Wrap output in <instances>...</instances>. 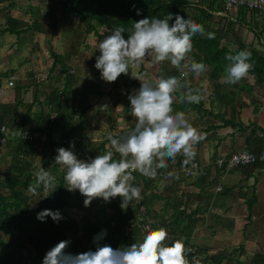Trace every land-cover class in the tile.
Returning a JSON list of instances; mask_svg holds the SVG:
<instances>
[{
  "label": "trees",
  "instance_id": "1",
  "mask_svg": "<svg viewBox=\"0 0 264 264\" xmlns=\"http://www.w3.org/2000/svg\"><path fill=\"white\" fill-rule=\"evenodd\" d=\"M24 1L19 3L18 0L11 1L0 8V12L6 17V26H0V32H10L17 35L28 29H36L40 32L43 30V20L47 19L51 25L50 35L55 38L60 33L61 38L65 39H62V43L67 44L68 50L72 49L71 46L80 44L87 37L96 38L95 43H97L100 39L111 34V31L115 27H131L134 21L142 19L145 16L149 18H164L167 14L171 13L174 20L175 15H182L181 9H183L185 3L180 0H170V2L169 0H38L39 2L36 1V4L29 2L23 4ZM19 5H24V7H20ZM56 7L60 10L56 9ZM13 9H16V16L14 18L10 14V10L12 11ZM236 9L238 12L237 21L233 22L228 19L222 32L218 30L212 31L207 22H210L213 16L207 10H199V16L193 17L194 22L203 25L206 33L211 32L215 35L213 39H208L207 36H194L192 38V52L189 53L184 62L186 63L192 59L203 61L207 66L203 74L209 80L216 82L224 76V68L229 63L225 59L226 54L235 55L241 50H247L251 52L252 68L248 76L243 80L246 81L249 77L252 78L253 83L260 86L258 90L259 94L264 97V53L259 52L244 37V29H249V23L243 19L248 17L250 13L264 14V12L248 10L245 7H237ZM60 15H68L67 24L69 26L71 24L76 27L77 25L84 26V33L77 34L75 31H67L64 26L66 24H62L60 27ZM172 22L170 21V23ZM59 28H61L60 32ZM127 34L126 32L125 36ZM49 55L52 58V63L49 67L50 73H60V71L68 69L69 64L65 62L63 54L50 48ZM161 64L162 71L158 77L161 75L177 76L179 74L178 70L170 65V62L165 61ZM193 77L194 75L190 74L189 81ZM70 78H72L71 75H65L64 82L66 89L69 86L70 80H73V78ZM247 84L248 82H244L247 91H252L248 89ZM16 88L17 86H15ZM215 92L216 88H214L213 94ZM224 95L223 98L227 97V94L224 93ZM247 98L249 99L248 94ZM63 99L64 101L59 102V110L57 109L55 112L58 117L61 114V108L64 107L66 110V106L68 105L66 97H63ZM245 105H247V102L243 100L239 108ZM184 107L185 102L182 101L179 105H173L175 111H181ZM45 118L47 120V117ZM221 118L224 127L229 126L236 128L244 134L246 133L244 145L250 151L259 152L264 149V137L259 138L260 134L264 136V127H261L256 122H250L247 125L242 122H235L232 120V117H225L223 114ZM4 123L11 128L17 127L13 126L14 124L9 121L0 122V125ZM50 126L47 121H43L38 122L36 128L52 131L53 129ZM213 127L217 128L221 126L214 125ZM18 141L17 151H26L28 148L30 153L32 151L37 152L36 143L20 139ZM49 147L55 151L59 148L58 146ZM75 147L77 153H88L93 158L96 155L104 154L102 152L104 142L95 148L91 147L86 152L82 151L81 141H77ZM45 154L44 152L43 160ZM228 154L224 155L227 156ZM20 156L22 155L20 154ZM114 158H118V154H115ZM195 160L197 159L195 158ZM175 162V164H172L171 160L167 161L168 168L165 170L171 173V175L168 174L166 178H147L139 172H134L135 180L133 184L141 188L142 198L138 201L133 200L124 210L120 207V197L111 199L115 203L114 208L110 214L103 216L99 215L98 210H95L93 205L87 207L84 204H81V206L76 205L75 207L78 210L80 208L83 210V215L79 222L70 217L65 210H61L67 206L68 199L75 198L77 201L81 199L80 193L65 192L63 177L59 179L55 188V191L59 192V197L55 203L45 205L38 200L34 206H31L32 204L29 201L30 194H26V191L29 184L35 182L36 177L29 170H23V168L14 164L12 166L13 170L18 171L19 174H9L0 182V234L3 233L6 236L5 241L0 238V264H41L46 251L61 240L70 241L66 249L69 253L94 251L96 243L93 242V237L102 230H106V235L99 241L100 244H107L113 248L130 245L133 242L142 240L144 235L139 230L137 217L141 213L148 212L154 216L156 222H159L160 227L167 230L170 241L182 240L186 248L190 249L187 254L189 261H192L194 256L198 260L202 255V264H226L224 261L229 257L226 249L211 245H191L188 240L193 236L194 227L198 222L203 224L206 220H215L229 229L235 228V223L239 224L238 221H241V219L235 222V218L230 219L229 223L226 221L224 224L221 220V213L215 212L217 208L216 202L221 201L214 198V195L222 197V200L225 197H240V192L234 193L236 184L225 186L226 182L222 181L221 176L227 173L233 177L238 173L240 175L243 174L245 180H247L252 175L253 169L264 166V162L259 161L251 165L233 167L227 171L225 168L218 167L213 162L210 168L199 172L198 177L202 180H198L192 184L199 187L198 191H191L188 188L185 189L178 186L179 179L175 177L172 171L184 165L183 157L177 156ZM58 167L59 165L54 160V169L57 170ZM22 175L23 178L21 177ZM159 184L163 186L161 191L157 188ZM220 184H223L221 185L222 189L218 193H215L213 189ZM205 188H210L211 191L202 193ZM42 189L43 187L39 191ZM243 193L244 199H242V202L245 204L246 212L238 218L243 217V220L245 218L244 221L251 222L258 197L256 193H252L250 197L247 196L245 191L241 195ZM158 201L164 203L160 211L154 209V204ZM108 207L110 206L108 205ZM43 209L59 210L63 219L59 222H54L50 217H46L45 221L41 222L36 218V214ZM167 211L170 212L169 215H167ZM87 213L90 217H85L88 215ZM213 225L212 222L211 225H208V228L210 229ZM154 228H156L155 225ZM244 251L243 246L232 250L233 253L238 252L239 255ZM257 255L258 260L255 262L251 261L249 264H264V254L257 253ZM11 256H14V258H11ZM234 259L237 264H244L238 257L235 256Z\"/></svg>",
  "mask_w": 264,
  "mask_h": 264
},
{
  "label": "clouds",
  "instance_id": "2",
  "mask_svg": "<svg viewBox=\"0 0 264 264\" xmlns=\"http://www.w3.org/2000/svg\"><path fill=\"white\" fill-rule=\"evenodd\" d=\"M197 35L213 39L215 34L206 33L203 25L180 15H175L173 20V14L169 13L164 18L145 16L128 28L115 27L96 43L99 55L95 57L94 67L105 82H115L121 74L127 75L130 67L139 66L149 57L155 64L170 62L179 76L161 75L153 81L133 75L140 81V87L128 96L130 114L136 122L119 136L107 135L110 149L106 153L81 160L71 148L56 150L55 163L64 170V186L69 192L78 191L84 197L85 207L97 198L110 202L120 197V207L124 210L133 200L142 198L141 188L133 184L134 172L154 179L158 170L167 169V161L175 162L178 155L183 157L184 165L195 160V145L206 134L195 128L183 112L175 111L173 103L176 93L188 104H199L204 99L200 89L190 86L188 77L203 74L206 64L194 59L184 62L192 52V38ZM225 59L229 63L224 68L223 83L234 85L248 76L252 68L251 52L226 54ZM115 154L118 158H114ZM54 181L55 177L41 166L27 191L39 197L35 201L47 198L57 186ZM41 187L45 192L42 196ZM46 217L54 222L63 219L59 210L43 209L36 214L41 222ZM105 235L106 230H102L93 237L94 251L75 254L66 251L69 241L61 240L46 251L41 264H200L195 258L189 261L190 249L182 240L170 241L163 227H148L142 240L119 248L100 244Z\"/></svg>",
  "mask_w": 264,
  "mask_h": 264
},
{
  "label": "crops",
  "instance_id": "3",
  "mask_svg": "<svg viewBox=\"0 0 264 264\" xmlns=\"http://www.w3.org/2000/svg\"><path fill=\"white\" fill-rule=\"evenodd\" d=\"M11 1L16 0H0V8ZM180 1L185 2L183 9H181V16L185 19L194 21L193 17L199 16V10H207L213 16L211 21L207 22L212 31L222 32L228 19L233 22L237 21V9H227L222 0ZM10 14L14 18L16 9L10 10ZM261 14L254 12L243 18L245 22L249 23V29H244V37L259 52L264 53V14ZM5 21V15L0 12V26H6ZM29 34L33 35V39L29 40L31 43L27 45L24 40ZM42 37L45 39L46 35L36 29H28L19 35L0 32V122L9 121L14 124L13 126L21 125L36 128L38 122L47 121L53 132L62 136L67 134L78 135L81 138L83 152L104 142L102 152L106 153L110 149L107 135L112 133L119 136L131 129L136 122L130 114L128 96L134 94L135 90L140 87V81L133 75H141L145 79L155 81L161 74L162 64H155L152 62V58H147L139 66L130 67L127 75L121 74L115 82L108 83L100 78L99 70L94 67L95 57L99 55L98 50L95 49L96 38L87 37L80 44L71 46V50H68L69 47L66 46L65 49H62L58 39H55L51 44L45 43L44 51H42L34 47L35 44H39L37 40L39 38L42 40ZM25 44L27 50L23 52L22 48ZM56 45L60 47L55 48ZM82 46L84 52H82ZM50 48L63 54L65 62L69 64L66 71L50 73L49 67L52 63V58L49 55ZM80 55L82 56L80 57ZM8 74L15 76L14 85L11 87L6 86L5 82ZM66 74L73 78L70 80L67 89L64 82ZM244 82H248V89L252 91H247ZM15 86H17L16 89ZM190 86L193 89H200L204 99L199 104L185 103V107L180 112L184 113L185 118L195 128L206 134V138L195 145V158L198 161H194L202 165L203 171L210 168L218 158L226 156L224 154L246 148L244 145L246 133L244 134L229 126L224 127L222 114L225 117H232L235 122H242L246 125L250 122H256L264 127V120L257 121L261 117L260 115H263L264 97L256 92L260 86L253 83L250 77L246 81L242 79L237 84L228 85L223 83V77L213 82L205 74H201L190 80ZM214 88H216L215 94H213ZM224 93L227 94V97L223 98ZM63 97H66L68 105L66 110L64 107L61 108V114L58 117L55 112L57 109L59 110V102L64 101ZM243 100L247 102V105L239 108ZM18 102H20L19 105H17ZM180 102V94H174L173 105H179ZM214 125L221 127L216 128L213 127ZM260 137L264 136L260 134ZM11 145L12 141L9 140L7 146ZM2 150L4 149H0V152ZM175 163L172 162V164ZM12 166L11 164L7 168L5 177L12 174ZM2 173L0 171V174ZM226 175L229 176L227 173L221 176V178L223 177L222 181L227 178ZM235 176L239 177L240 174L237 173ZM180 177L183 178L181 175ZM198 180L202 179L194 176L193 179L179 180L178 186L188 188L191 191H198L199 187L192 185ZM247 181H249V184L247 183L248 188L252 186L258 197L252 215V218L257 220L259 209L264 202V166L254 168ZM157 188L161 191L163 189L162 184H159ZM218 188L221 189V187H216V191ZM240 189L243 188L236 190L239 192ZM207 191L210 192L211 189L205 188L202 193ZM239 194V199H244V193L243 195H241L242 192ZM163 205V202L158 201L154 204V209L160 211ZM169 214L170 212L167 211V215ZM200 224L203 228L205 227L201 222ZM198 226L194 227L193 231L196 236L197 233H200ZM193 237L195 236H192L191 239Z\"/></svg>",
  "mask_w": 264,
  "mask_h": 264
},
{
  "label": "rangeland",
  "instance_id": "4",
  "mask_svg": "<svg viewBox=\"0 0 264 264\" xmlns=\"http://www.w3.org/2000/svg\"><path fill=\"white\" fill-rule=\"evenodd\" d=\"M23 0H18V3L21 2ZM36 1L39 2L38 0H25L24 4L26 3H31V4H36ZM20 7H24V5H19ZM45 11H47L46 8H44ZM56 9L60 10L58 7H56ZM15 15V13H13ZM68 16V15H67ZM67 16H63L60 15V27L62 26V24H66L65 29L67 31H75L77 34L79 33H84L83 30L85 29L84 26L82 25H70L67 24ZM42 27L43 30L40 31L42 34L44 33V35H46L45 39L44 37H42V40H40V38L37 40V43H39L38 45L35 44V48L37 50L41 49L42 51H44V46L45 43L47 44H51V41L58 39V42L60 43V46L62 47V49H65L66 45L65 43H62L63 38H61V34L58 33L56 35V37L54 38L53 36L50 35V31H51V25L48 22L47 19L43 20L42 23ZM59 28V32H60ZM63 30V29H62ZM32 34L26 35V40L25 43L30 44L31 42L29 40H32ZM39 37V36H38ZM63 39V40H62ZM35 40V39H34ZM27 45L25 44L24 47L22 48L23 52H25ZM31 46V47H33ZM58 45H56L55 48L60 47ZM86 49V48H85ZM82 52H84L83 46H82ZM76 53H78V51L76 50ZM82 55H80L81 57ZM79 57V58H80ZM258 93V91H256ZM263 115H260L261 117H259L257 119L258 122L264 120V110L262 111ZM4 137V138H3ZM9 135H3L0 134V149H4L0 152V171L2 174H0V182L3 181V179L5 178V174L7 171V168H9V166L12 164H17V166L23 168V170H29L32 175H34L36 177V173L40 170L41 166L44 167L45 169H47L54 177H55V181L54 183L57 184L59 182V179L61 177L64 176V170L62 168V166L59 165V167L56 169H54V160H55V156L57 155V151H55L53 148H50L49 146H43L38 144L36 146V150L37 152H31L28 150V148L26 149V151H17V146L19 144V141L17 140V138H11L9 137ZM81 139V138H80ZM11 140L12 141V145L11 146H7L8 141ZM81 141V140H80ZM21 149H23L21 147ZM16 152V155H15ZM44 152L46 153L44 155V160H43V154ZM20 154L22 156H20ZM15 155V156H14ZM175 171V169H174ZM11 173L13 175H17L19 174L18 171L16 170H11ZM201 175V174H200ZM199 173L196 174L195 177H198ZM23 178V175L21 176ZM178 177L181 178L179 180L184 181L185 179H193L192 178H187L185 176ZM227 178H225L223 180V182H226L225 186H231L233 184H236V189L237 188H243L240 189L239 192H243L244 190H246L245 192L247 193V196L250 197L252 196L251 193H254L255 190L252 188V186L250 188H248L249 186H247V183L249 184V181L245 180L244 175H240L239 177H232V176H225ZM223 178V177H222ZM187 181V180H186ZM252 181V179H251ZM220 184L216 187H221ZM66 189V187H65ZM222 189V187H221ZM220 188L216 190V188L213 189V191L216 193H218L220 190ZM212 191V192H213ZM4 192V191H3ZM40 192V195L42 196L43 194H45L44 189H42ZM65 192H68V190L66 189ZM238 191H234V193H239ZM30 194V198L29 201L32 204V202H34L36 199H38V196H34L31 193H29L28 191H26V194ZM71 193H79L78 191L75 192H71ZM53 196V197H52ZM81 199H78L79 201H77L75 198H70L68 199V204L67 206L63 207L61 210L62 211H66L70 217L81 221V217L83 215V210L80 208V210H78L75 206L76 205H83V200L84 197L82 195ZM216 199H218L221 202H216L217 208L215 209V212L221 213V220L222 222L225 224V222L227 221L228 223L230 222V219H236L235 222L238 221V219H241V221H238L239 224L235 223V228H227L226 226H224L222 223L220 224L219 221H215V220H206L204 221V225L205 227L203 228L200 224V222L196 223V226H198L197 228L200 229V233H197L199 235V237L197 238L196 235L193 234L192 239L188 240L189 244L194 245V244H202V245H211L213 247H219V248H224L227 250L228 252V259L225 260L224 262L226 264H237L235 262L234 257H238V259L243 262L244 264H249V262L251 261H257L258 260V255L257 253H263L264 254V202L262 203V207L259 209V218L256 219H252L251 222H247L243 220V217L238 218L239 216H241L242 214H244L246 212L245 210V204L242 202L241 199H239V197H225L224 200H222V197L220 198L218 195H214ZM59 197V192L57 191H53L47 198H40L39 200L46 204H50V203H55L57 201ZM36 201L34 202L35 205ZM41 203V204H42ZM39 204V203H38ZM90 205H93V208H95V210H98L99 215L103 216L105 214H110L111 211L114 208V201H110V202H105L100 198L94 199ZM108 205L110 207H108ZM33 206V204L31 205ZM42 206V205H41ZM111 208V209H110ZM214 209V208H211ZM149 213V212H148ZM88 214V213H87ZM151 214V213H150ZM85 217H90L89 214ZM213 222V227H211L210 229L208 228V225H211ZM211 223V224H209ZM207 227V228H206ZM202 228V229H201ZM0 238L2 240H6V236L1 233L0 234ZM70 242V241H69ZM188 245V244H187ZM239 246H243L245 251L239 255L238 252L237 253H233L232 250L239 247ZM8 251V250H7ZM7 254V253H6ZM11 258H14V256H11ZM200 264H202L203 261V256L201 255V258L198 259Z\"/></svg>",
  "mask_w": 264,
  "mask_h": 264
},
{
  "label": "built area",
  "instance_id": "5",
  "mask_svg": "<svg viewBox=\"0 0 264 264\" xmlns=\"http://www.w3.org/2000/svg\"><path fill=\"white\" fill-rule=\"evenodd\" d=\"M226 8H237L245 7L248 10H258L264 12V0H222ZM179 76V74L177 75ZM189 78V77H188ZM15 76L14 74H8L5 82L6 85L11 87L14 85ZM1 81V77H0ZM0 134L9 135L11 138H17L27 142H34L37 145L43 146H58L64 148H71L76 154L78 159L90 160L93 157L88 153L79 154L76 152V142L80 141V137L76 134H70L62 136L56 132L48 131L45 129L29 128L26 126L9 127L6 124L0 125ZM4 138V137H3ZM74 145V147H72ZM264 162V149L259 152H253L246 148L235 150L230 152L227 156H222L217 159V165L225 168L226 170L232 169L233 167L251 165L256 162ZM189 167V168H186ZM202 169V165L193 161L189 165H183L180 169L173 172L175 175L183 174L184 176H194ZM169 174L166 170H158V176L167 177ZM143 176V175H142ZM219 189V188H218ZM137 224L140 227V232L144 235L145 229L148 227L156 228L160 227L159 222H156L154 216L150 213L138 215Z\"/></svg>",
  "mask_w": 264,
  "mask_h": 264
},
{
  "label": "bare ground",
  "instance_id": "6",
  "mask_svg": "<svg viewBox=\"0 0 264 264\" xmlns=\"http://www.w3.org/2000/svg\"><path fill=\"white\" fill-rule=\"evenodd\" d=\"M223 4H224V3H223ZM224 6H225V5H224ZM227 9H229V8H227ZM257 11H258V10H257ZM6 86H7V85H6ZM216 161H217V160H216ZM216 161H215V164L217 165V162H216ZM188 165H189V164H188ZM181 166H183V165H181ZM181 166H179L178 168H175V171L178 170V169H180ZM217 166H218V165H217ZM218 167H219V166H218ZM186 168H189V167H186ZM223 169H224V168H223ZM160 170H165V169H160ZM201 170H202V169H201ZM201 170H200V171H201ZM225 170H226V169H225ZM229 170H230V169H229ZM175 171H172V172H175ZM200 171H199V172H200ZM226 171H227V170H226ZM199 172H198V173H199ZM198 173H197V174H198ZM174 175H175V174H174ZM180 175H181V176H184L183 174H179V175H175V177H180ZM194 176H196V175H194ZM194 176H189V177L185 176V177H187V178H192V177H194ZM158 177L166 178V177H162V176H158ZM143 214H145V213H141V214H139V215H143ZM193 258H195V256H194Z\"/></svg>",
  "mask_w": 264,
  "mask_h": 264
}]
</instances>
